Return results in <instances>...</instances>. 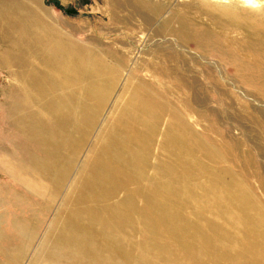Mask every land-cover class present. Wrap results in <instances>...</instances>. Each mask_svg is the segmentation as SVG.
Segmentation results:
<instances>
[{"label": "rangeland", "instance_id": "obj_1", "mask_svg": "<svg viewBox=\"0 0 264 264\" xmlns=\"http://www.w3.org/2000/svg\"><path fill=\"white\" fill-rule=\"evenodd\" d=\"M11 1L62 31L67 41L101 53L117 82L97 117V102L87 98V90L82 101L74 98L70 84L65 93L45 89L38 98L34 88L23 87L26 73L19 74L13 56L0 55V264H94L91 256L78 253L82 250L74 241L68 245L55 240L63 227L55 220L59 213L65 216L75 186L46 179L42 168L26 169L31 156L40 166L46 156L28 123L38 116L42 126L49 124L47 112L56 106L80 120L84 132L92 118L91 141L81 149L78 167L129 94L128 84L158 92L157 99L174 111L164 117L162 129L183 118L264 208V0ZM8 3L0 0V6ZM2 33L0 27V54L6 48L14 54L17 49ZM59 165L50 173L63 176Z\"/></svg>", "mask_w": 264, "mask_h": 264}, {"label": "bare ground", "instance_id": "obj_2", "mask_svg": "<svg viewBox=\"0 0 264 264\" xmlns=\"http://www.w3.org/2000/svg\"><path fill=\"white\" fill-rule=\"evenodd\" d=\"M42 20L14 1L0 6L1 35L17 49L13 54L6 48L0 55L13 56L19 74L26 73L23 87L34 88L38 98L45 89L65 93L70 84L74 98L82 101L87 90V98L97 102L98 117L116 75L101 53L67 41L62 31ZM125 91L129 94L116 106L110 124L99 130L78 167L81 149L92 136V118L84 132L80 120L56 106L47 112L49 124L42 126L38 116L28 123L46 152V163L40 166L31 156L26 169L42 168L46 179L71 181L73 195L78 190L68 198L65 216L58 212L55 222L63 227L55 240L68 245L74 241L72 245L82 250L76 252L91 256L94 264H264V208L243 180L221 163L218 151L183 118L162 129L164 117L174 111L157 99L158 92L129 84ZM57 165L63 176L50 173Z\"/></svg>", "mask_w": 264, "mask_h": 264}]
</instances>
